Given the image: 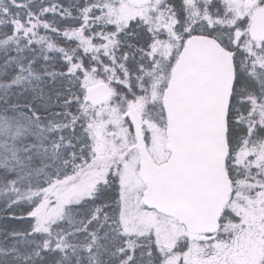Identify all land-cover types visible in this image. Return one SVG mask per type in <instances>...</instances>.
<instances>
[{"label": "snow or ice", "instance_id": "6c2138e0", "mask_svg": "<svg viewBox=\"0 0 264 264\" xmlns=\"http://www.w3.org/2000/svg\"><path fill=\"white\" fill-rule=\"evenodd\" d=\"M0 264H264V0H0Z\"/></svg>", "mask_w": 264, "mask_h": 264}]
</instances>
